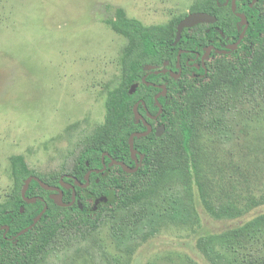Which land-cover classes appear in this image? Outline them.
<instances>
[{
  "label": "trees",
  "instance_id": "1",
  "mask_svg": "<svg viewBox=\"0 0 264 264\" xmlns=\"http://www.w3.org/2000/svg\"><path fill=\"white\" fill-rule=\"evenodd\" d=\"M231 1L195 0L189 12L208 14L216 22L184 29L176 45V27L187 15L146 26L115 10L107 23L126 44L119 61V82L106 93L103 122L68 127L67 148L43 165L33 166L20 155L10 158L12 189L0 203V228L7 227L0 229V264H78L81 257L90 264H122L103 247L99 235L104 229L127 264L134 250L155 238L161 228L196 225L195 197L215 220L236 219L264 205V194L258 200L250 194L251 186L264 180V155L250 159L243 147L247 123L264 107V0L253 5L252 0H234V12ZM238 14L248 22L238 51L215 56L206 71L190 67L194 62L190 60L198 58L199 62L209 46L224 50L226 44L237 42L242 32ZM164 64L166 74L144 70ZM179 70L180 77L174 80L170 73L177 75ZM146 82L167 88L166 95L157 100L162 106L163 135L134 139L133 147L142 157L136 173L114 167L106 169L105 176L92 173L85 188L76 186L75 181L86 184L89 170L102 169V158L106 165L111 157L134 167L128 139L145 127L135 121L132 107L140 102L139 111H158L154 95L160 90ZM133 84L138 86L130 94ZM235 174L243 179L249 198L242 197L241 190L236 192L231 179ZM30 176L56 187L62 178L74 187L82 209L77 204L57 206L49 198L51 192L35 181L24 195L35 199L34 203L24 202L21 190ZM221 178L232 186H223ZM62 192L63 202L70 203L72 190L62 188ZM102 198L106 204L94 211L89 208L87 199ZM44 204L47 210L39 222L17 236L32 224ZM226 240L232 251L264 243V215L229 231ZM207 242L208 238H199L196 247L209 264H238L235 256L207 247ZM239 264H264V255L249 254Z\"/></svg>",
  "mask_w": 264,
  "mask_h": 264
},
{
  "label": "rangeland",
  "instance_id": "2",
  "mask_svg": "<svg viewBox=\"0 0 264 264\" xmlns=\"http://www.w3.org/2000/svg\"><path fill=\"white\" fill-rule=\"evenodd\" d=\"M194 1L0 0V203L12 189L11 157L20 155L33 166L43 165L67 148L64 134L68 127L103 122L106 93L119 82V61L126 44L107 23L115 10L121 9L143 25H160L190 14ZM161 69L167 70V65L158 66ZM257 112L247 123L243 142L250 159L264 155V107ZM141 161L142 157L139 166ZM114 167L109 163L104 171ZM231 179L236 192L247 196L241 176L235 174ZM220 182L231 185L223 178ZM257 186L264 188V180L251 186L254 200L264 194ZM95 201L88 199L89 208ZM195 207L196 225L161 228L155 238L134 250L127 264H209L196 247L202 237L208 238L207 247L235 256L238 264L249 254L264 255L261 241L232 251L226 240L229 231L264 215V205L239 218L221 220L210 218L196 197ZM99 237L106 252L126 262L106 229ZM77 263L90 264L86 257Z\"/></svg>",
  "mask_w": 264,
  "mask_h": 264
},
{
  "label": "water",
  "instance_id": "3",
  "mask_svg": "<svg viewBox=\"0 0 264 264\" xmlns=\"http://www.w3.org/2000/svg\"><path fill=\"white\" fill-rule=\"evenodd\" d=\"M255 1L256 0H253L252 1V4H254ZM233 4H234V0H232V3H231V5H232L231 6L232 12H234V5ZM238 16L241 19V25L243 26V31H242V33H241L238 41L235 43V45L229 47L230 50H234V49L237 48L238 44L240 43L241 39L243 38V36H244V34H245V32H246V30L248 28V22H247L245 16L244 15H241V14H238ZM215 22H216L215 17L210 16V15L205 14V13H190V14H188L187 16H185L179 22V24L176 27V36H175V41H174V44L173 45H176L180 41L181 34H182V32H183L184 29H190V28H193V27H195L197 25H200V24H214ZM210 49H211V47L208 48L207 53L210 51ZM179 54H181V51H179ZM177 60L179 61V57L177 58ZM165 65L166 64H164L163 66H165ZM178 67H179V65H178ZM157 68H158V66H146V67H144V70L146 72L155 70V73H159L157 71ZM166 72H167V70H162L161 71V73H166ZM170 75H171V77L174 80H176L180 76V71H179V73L177 75H174V74H171V73H170ZM136 88H137V84H133L131 86L130 90H129V93L130 94H133L135 92ZM159 88L161 89V92L155 96V100H157L160 96H165V94H166V87H165V85H161V86H159ZM156 104H158V103L156 102ZM138 105H139V102L136 103L133 106V108H132L135 121H138L139 119H141V116L137 112ZM158 107H159V113H160L162 111V108H161V106L159 104H158ZM143 122H144V125L147 127V130L145 132H141V133H133V134H131L129 136V139H128V146H129V151H130V154H131V158L135 162L134 167L131 168V167L125 165L123 162L115 161L112 158H110V165H114V166L121 167L122 171L125 172L126 174H134V173L137 172V170L139 168V159H137V151L133 147L134 139L135 138L145 137L151 131V127L147 123H145V121H143ZM163 131H164V128L163 127H158L156 129V131H155V136L156 137H160L162 135ZM140 159H141V156H140ZM104 169H105V165L103 164V168L101 170H99V171H96V172H102ZM92 171H95V170H92ZM92 171H89V172L86 173V175H85L86 184L85 185H81L77 181L74 182L75 185L76 186H79L81 188H85L88 185L89 175H90V173ZM31 181L37 182L42 189L53 193L50 196V199L57 206L62 207V208H68V207H71L73 204L76 203L77 206L79 207V209H82V206H81L80 202L76 200V195H75L74 187L71 184H67V183L63 182L62 178L59 181V186L56 187V186L46 185L45 183H43L42 181H40L37 177H34V176L28 177L24 181V184H23V187H22V190H21V197H22V199H23L24 202H26V203L29 204V203H34V201H35V199H31L30 200V199H27L24 196L26 190L28 189L29 184L31 183ZM62 188H66V189H71L72 190L71 202L68 203V204H65L63 202V192H62ZM106 201H107L106 198L97 199L95 201L93 207H92V210L93 211L96 210L99 205L106 203ZM46 210H47V205L44 204L41 212L33 220L32 224L29 227H27L24 230H22L21 232H19L17 236H20L21 234L25 233L26 231L32 229L39 222V220L41 219L42 215L46 212ZM20 211L22 212V209ZM4 228L7 230V227H1L0 229H4Z\"/></svg>",
  "mask_w": 264,
  "mask_h": 264
},
{
  "label": "flooded vegetation",
  "instance_id": "4",
  "mask_svg": "<svg viewBox=\"0 0 264 264\" xmlns=\"http://www.w3.org/2000/svg\"><path fill=\"white\" fill-rule=\"evenodd\" d=\"M253 1V0H252ZM258 0H256L255 1V3L257 2ZM231 3H232V1H231ZM254 3V4H255ZM251 5H253V4H251ZM200 25H209V24H200ZM243 27V26H242ZM242 31H243V29H242ZM242 33V32H241ZM246 33V32H245ZM241 35V34H240ZM244 36H245V34H244ZM244 36H243V38H244ZM240 37V36H239ZM242 38V39H243ZM239 39V38H238ZM242 39H241V41H242ZM238 41V40H237ZM241 41H240V43H241ZM239 43V44H240ZM239 44H238V46H237V48L236 49H234V50H230L229 49V47H231V46H234L235 44H226L225 45V48H224V50H220V49H216V48H214L213 46H209V47H211V49H210V51L207 53V50H208V48H206L205 49V51H204V53L201 55V57H200V59H199V62H198V58L197 59H195V60H190V61H194V62H192V64L190 65V67H193V68H195L196 69V71H199L200 69H203L204 71H206L207 69H208V67L210 66V64H209V62L215 57V56H230L232 53H234V52H236V51H238V47H239ZM207 53V54H206ZM198 57V56H197ZM207 58V60L209 59V61L208 62H206L205 61V59ZM205 61V62H204ZM206 64H208V65H206ZM159 73H161V71H162V69L161 70H157ZM180 71V74H181V70H179ZM149 72H153L154 74H159V73H155V70H152V71H149ZM166 73H168V72H166ZM166 73H161V74H166ZM179 73V72H178ZM203 75H199V77H202ZM180 77V76H179ZM178 77V78H179ZM177 80V79H176ZM143 81V80H142ZM146 85H148V86H152V87H156V88H159V86H161V85H159V84H153V83H145ZM138 86V85H137ZM159 92H157L155 95H154V101H155V104H156V102H157V100H155V96L157 95V94H159L160 92H161V89L159 88ZM166 93H167V88H166ZM160 97H163V96H160ZM138 103V102H137ZM158 103V102H157ZM136 104V103H135ZM134 104V105H135ZM139 104H140V102H139ZM160 106H161V104L160 103H158ZM158 104H156L157 106H158ZM133 105V106H134ZM139 106V105H138ZM133 108V107H132ZM161 108H162V106H161ZM137 112L139 113V115L141 116V119H139L138 121H136V122H140L144 127H145V131L147 130V127L144 125V122L143 121H145V123H147L150 127H151V131H150V133L148 134V135H150V134H154L155 135V131H156V129L158 128V127H163L164 128V131H165V125H164V122L162 121V119L160 118V116H161V114H162V111L159 113V107H158V111L156 112V113H151L149 110H147V109H145L144 108V110H138V107H137ZM132 113H133V110H132ZM134 116V115H133ZM150 121V123H152L153 124V126L147 121V119ZM135 119V118H134ZM144 131V132H145ZM164 131H163V133H164ZM136 133H141V132H136ZM147 135V136H148ZM141 138H143V137H141ZM111 158V157H110ZM109 158V159H110ZM140 158V155L137 153V159H139ZM133 160V159H132ZM102 161H103V159H102ZM134 161V160H133ZM103 162H102V168H103ZM86 165H87V163H86ZM105 165V168H106V166L108 165H106V164H104ZM134 165H135V162H134ZM116 167H118V166H116ZM92 170H95V171H92ZM89 171H92L91 173H90V175L92 174V173H96V174H102L103 172H104V170H103V172H96V171H99V169H91V170H89ZM88 171V172H89ZM87 173V172H86ZM90 175H89V177H90ZM88 184H89V181H88ZM65 190H67L66 188H64ZM71 190V189H70ZM76 195V194H75ZM88 200V199H87ZM93 201L92 199H89V201ZM76 204V203H75ZM74 205V204H73Z\"/></svg>",
  "mask_w": 264,
  "mask_h": 264
}]
</instances>
